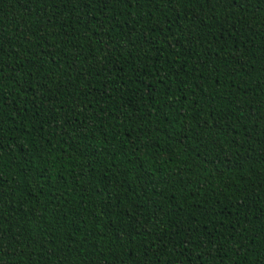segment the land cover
I'll return each instance as SVG.
<instances>
[{
	"label": "trees",
	"instance_id": "1",
	"mask_svg": "<svg viewBox=\"0 0 264 264\" xmlns=\"http://www.w3.org/2000/svg\"><path fill=\"white\" fill-rule=\"evenodd\" d=\"M0 264H264V0H0Z\"/></svg>",
	"mask_w": 264,
	"mask_h": 264
}]
</instances>
